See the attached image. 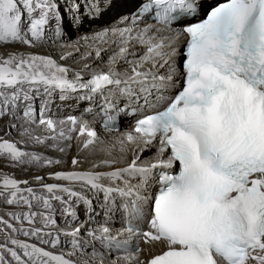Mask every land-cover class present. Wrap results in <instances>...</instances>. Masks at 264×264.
Segmentation results:
<instances>
[{
	"label": "snow or ice",
	"instance_id": "6c2138e0",
	"mask_svg": "<svg viewBox=\"0 0 264 264\" xmlns=\"http://www.w3.org/2000/svg\"><path fill=\"white\" fill-rule=\"evenodd\" d=\"M202 9L203 0H140L131 26L112 31L118 50L108 71L87 80L80 72L70 77L50 55L0 54V117L19 121L11 127L21 138H0V159L13 166L61 163L26 150L29 144L65 153L61 144L70 147L73 133L83 138L81 151L105 143L82 117L49 115L57 91L61 100L80 91L87 93L80 99L91 100L115 90L139 112L131 131L101 149L108 158L80 169L73 157L71 170L48 174L57 183L38 174L36 189L0 173V201L20 209L6 213L15 225L0 216V264H264V0H223L203 16ZM68 11L79 13V4ZM62 28L58 0H0V44L38 46L59 38ZM121 62L131 71H117ZM103 100L102 127L118 131L110 114L116 108ZM84 190L103 193L106 217L121 215L115 234L107 221L57 227L54 201L74 221L72 204L82 203L93 220ZM62 236L71 238L67 250L41 246L56 248ZM157 245L161 251L152 254ZM142 251L150 258L141 259Z\"/></svg>",
	"mask_w": 264,
	"mask_h": 264
},
{
	"label": "bare ground",
	"instance_id": "6f19581e",
	"mask_svg": "<svg viewBox=\"0 0 264 264\" xmlns=\"http://www.w3.org/2000/svg\"><path fill=\"white\" fill-rule=\"evenodd\" d=\"M98 1H100L101 6L99 5ZM216 1L209 2L208 0H203V11H205L207 8V11L210 10L212 7L211 5L214 4ZM58 3L60 4V11L63 14V23L65 24V27L63 28L64 35L66 36L67 40H60L56 42L53 46L50 48H44L41 47L42 45L33 46V47H27L25 45H11L7 44L2 47H0V54H7L9 52H21L24 54L28 53H36V54H43V55H50L54 57L57 62L69 68L71 71H77L82 74L83 78H86L87 74H91L93 72H99V71H108L109 69V57L112 55L114 51H117V45L113 43L114 37L112 36V31L114 29H123L126 28V25H120L117 23V20L121 19L125 15L131 13L135 8L134 6L137 3V0H123L121 4L117 5H110L108 7L104 6L102 0H58ZM79 4V13H76L75 11H68V9L72 8L74 4ZM206 11V12H207ZM78 16L79 22H77L74 17ZM117 16V18L113 19L112 17ZM102 20V23H99V21ZM108 20L107 23H104V21ZM89 29V30H88ZM79 31V33H77ZM105 33H107V36L105 37L106 42L100 40V36H103ZM79 48L80 51L77 53L76 49ZM97 50L100 51L101 55L98 58L96 56ZM134 51L137 53V57L139 55L143 54V49L140 45H134ZM183 50L181 49V52ZM68 53H72V55L68 56L67 59L61 60V55H67ZM91 53V56L89 59H82V57L86 56L87 54ZM131 58V57H130ZM179 64L182 63V61L179 58ZM88 64L89 68L85 69L84 65ZM117 71L123 73L126 70L128 72L131 71L130 67L121 62L117 66ZM160 71L163 73L165 69H160ZM74 75V74H73ZM73 75H69L72 77ZM114 101H121V98L118 97L116 94L112 97ZM38 101V100H37ZM36 101V102H37ZM128 102V101H127ZM130 103V102H128ZM40 105V102H38ZM82 102L79 100L77 96H69L67 100L62 101L60 100V95L55 92L52 95L51 103L49 105L51 112H56L57 114H60V117H66L73 115L72 113H69L70 108L79 109L81 107ZM131 104V103H130ZM85 106H83L82 109H84ZM90 124H92L93 127L97 130V132L100 135V138L105 141L104 144L97 145L96 150L94 152L90 150H84L81 151L80 148L83 143V138L80 140H77L75 138L76 133H73V140L69 143L71 144L70 147H67L66 144H61V147H66L65 153H60L57 150H53L52 148L48 147L47 145H36V144H29L26 147V150L30 152H37L39 154H42L48 158L52 159H59L61 160V163L58 165H54L51 168L47 169H40L37 166H32L31 168L27 167H21L19 170L11 171L10 175L14 177V174L21 175L24 172L32 173L30 176H26L25 179L19 178L17 180H28L29 185L33 188L39 189L40 185L34 183V177L36 175H42L44 177L45 183H57L54 180L49 179L48 174L54 171H61V170H71V160L73 157H76L82 161V163L78 166L80 169H88L91 167L92 163L97 162L100 159L108 158L106 153L101 151L102 148L106 147L109 144L115 143L116 139L120 137V135L124 132H129L132 130V126L129 125L130 121L135 122L136 120H133L131 118L130 120L126 119L124 122V126L116 131V132H108L105 129L100 128L97 126V124L94 121V118L88 119ZM19 123V121H10V118H3L0 120V130L4 128V131L2 134H0V138L9 139L10 141H18L20 140V134L19 130L17 131V134L14 136L13 131L15 128H12V124ZM1 132V131H0ZM35 134L37 135H43L44 133L40 128H36ZM13 137V138H12ZM86 138V137H85ZM51 141H48V144H51ZM22 148H25V145H20ZM131 147V146H129ZM156 148L153 147L148 151H145L143 153V158L147 159L153 156L155 153ZM131 158V153H129V159ZM36 173V174H35ZM9 175V176H10ZM79 188V187H77ZM81 191V189H80ZM81 194L83 196L89 197L92 199L93 206L95 208V212L92 214L98 219L99 215L103 216V222L107 221L108 226L112 228L114 231V234L116 230L120 229L122 227V223L119 221L121 218V215L119 213L114 214L112 217H106L105 212L102 211V207L104 203H101L98 201L97 197H93L92 195L87 194L85 191H82ZM57 212L54 214L55 219L58 223L68 221L69 217L64 216L61 211L60 207H58L57 202H53ZM76 202L74 201L72 205H74ZM78 213L83 214L84 210L81 208H74ZM81 223H86L88 227H92L90 222L84 218ZM78 222L73 223L72 227H75ZM64 228V226H62ZM97 228V227H95ZM135 243V241H133ZM147 248V246H143L142 249ZM157 250H161V247L156 246ZM57 250V249H56ZM67 250V249H64ZM157 250L151 249V253H158ZM141 259H148L149 252H141Z\"/></svg>",
	"mask_w": 264,
	"mask_h": 264
},
{
	"label": "rangeland",
	"instance_id": "374dc122",
	"mask_svg": "<svg viewBox=\"0 0 264 264\" xmlns=\"http://www.w3.org/2000/svg\"><path fill=\"white\" fill-rule=\"evenodd\" d=\"M77 33H79V31L77 32ZM11 45H15V44H11ZM53 46V45H52ZM41 47H44V48H50L51 46H46V45H42ZM54 58V57H53ZM55 59V58H54ZM182 59H183V57L181 56L180 57V60L182 61ZM75 73H77V71H71L70 70V72H69V75H73V74H75ZM3 118H5L4 116L3 117H0V120H2ZM7 118H10L9 116H7ZM10 121L11 122H13V121H17V120H14V119H12V118H10ZM4 128L5 127H3V129L2 130H0L1 132H0V134H2V132L4 131ZM19 129H14V131H13V134H14V136L17 134V131H18ZM13 138V137H12ZM34 153H37V152H35L34 151ZM32 166H36V165H23V166H20V165H18V166H13L11 163H9L7 160H4V159H0V173H3V174H7V175H10V173H12L11 171H14V170H19L21 167H27L28 169L29 168H31ZM54 166V165H53ZM53 166H51V167H53ZM37 167H39L40 169H47V168H51V167H40V166H37ZM32 173H27V172H24V173H22L21 175H19V174H14V177H16L17 179H19V178H22V179H25L26 178V176H30ZM36 174V173H35ZM11 176V175H10ZM11 211H14L13 209H11V210H9V212H11Z\"/></svg>",
	"mask_w": 264,
	"mask_h": 264
}]
</instances>
